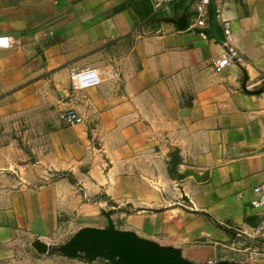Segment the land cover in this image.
<instances>
[{
  "label": "crops",
  "instance_id": "crops-1",
  "mask_svg": "<svg viewBox=\"0 0 264 264\" xmlns=\"http://www.w3.org/2000/svg\"><path fill=\"white\" fill-rule=\"evenodd\" d=\"M179 1L160 13L151 0H0V145L15 158L21 135L33 150L26 172L0 174V264H104L33 243L68 219L106 227L89 196L109 188L117 228L197 264H238L236 236L264 239V207L253 206L264 181V0H226L244 61L219 73L214 8L199 28L175 15ZM88 67L102 82L71 91L72 72ZM70 107L83 123L61 120Z\"/></svg>",
  "mask_w": 264,
  "mask_h": 264
},
{
  "label": "water",
  "instance_id": "water-1",
  "mask_svg": "<svg viewBox=\"0 0 264 264\" xmlns=\"http://www.w3.org/2000/svg\"><path fill=\"white\" fill-rule=\"evenodd\" d=\"M212 28L217 40L221 41V36L217 32L215 14ZM262 91L263 89L256 93ZM104 214L108 220L106 227H83L68 242L52 249L40 240L35 241L33 246L42 253L59 252L69 258H83L88 263L103 259L104 264H197L184 257L181 249L177 247L161 245L137 235L134 231L117 228L112 218V210L104 211ZM207 264H235V262L220 260Z\"/></svg>",
  "mask_w": 264,
  "mask_h": 264
},
{
  "label": "rangeland",
  "instance_id": "rangeland-1",
  "mask_svg": "<svg viewBox=\"0 0 264 264\" xmlns=\"http://www.w3.org/2000/svg\"><path fill=\"white\" fill-rule=\"evenodd\" d=\"M185 1L186 0L179 1L181 2V4L177 5L176 12H178L177 9L180 8V6L182 7V9L185 6L186 10L182 12L185 15L184 17H188V16L191 17L192 12L188 10L190 0H188L187 2L188 8H187V5H183ZM70 89L71 91H75V90H81L85 88H74L72 86V83L70 82ZM5 147L6 146L0 145V174L8 173L7 175H16V174H21V172L22 173L26 172L27 170L25 168V165H28L31 162L30 160L28 161L24 160V154L30 155L31 152H33L32 146L28 143H24V139L21 135H17V145H16L15 153H14V155L16 156L15 158L14 157L11 158V155L3 151V148ZM101 167L104 169V171H107V169L109 168V162L106 161L104 165H101ZM85 169H86L85 167L81 168V172L85 174V178H86L87 170ZM170 174L175 179H178L179 177L177 176V174H179L178 167L172 162L170 164ZM110 184L113 186L112 182H110ZM109 190L110 192L102 191V192L92 194L89 196L90 201L95 202L97 204L96 215L100 217H105L106 219L107 217L105 216L104 211L112 210L113 211L112 216L117 215V214L120 215V212H121L120 211L121 208L119 207V202L115 201V198L111 194L113 192V189L109 188ZM86 198L87 196H85V199ZM130 211H133V210H130ZM81 216H83V214H81ZM67 221L68 222H66V220H64V222L62 221L63 223L59 224L58 228H56L53 232L48 234V236L45 239H43V241L41 242L47 244L49 249L65 244L66 242L70 240V238L76 232H78L81 228H83L82 227L83 224L87 223V220L85 219L83 220L82 218L76 221L72 219H68ZM117 221H118V224L122 225L121 219H117ZM107 225H108V220H107ZM235 243H236V246H235V250L233 251L232 257L233 259L237 261L238 264H264V239L260 237L253 239L250 237L236 236ZM34 249L36 248L34 247ZM48 253L50 255H63L59 252H54V251H49ZM94 262L104 263V260L97 259Z\"/></svg>",
  "mask_w": 264,
  "mask_h": 264
},
{
  "label": "built area",
  "instance_id": "built-area-1",
  "mask_svg": "<svg viewBox=\"0 0 264 264\" xmlns=\"http://www.w3.org/2000/svg\"><path fill=\"white\" fill-rule=\"evenodd\" d=\"M178 0H151L157 12H165L170 9ZM226 0H190L189 11L192 12V20L195 27L207 28V18L210 16V8H214L216 20H220L223 26V37L221 42L225 49L222 55L212 61L213 70L221 72L231 63H243L244 59L237 50L231 46L229 35L231 28L227 21L222 17L223 8ZM0 45L7 47L9 45L8 37L0 38ZM103 74L96 68H85L81 71H75L71 74V83L74 88H89L97 86L102 82ZM60 118L67 125H76L84 122V117L74 108L63 110ZM254 192L258 194V199L253 202L254 207H264V181L254 187Z\"/></svg>",
  "mask_w": 264,
  "mask_h": 264
},
{
  "label": "trees",
  "instance_id": "trees-1",
  "mask_svg": "<svg viewBox=\"0 0 264 264\" xmlns=\"http://www.w3.org/2000/svg\"><path fill=\"white\" fill-rule=\"evenodd\" d=\"M185 8H186V7L184 6L183 9H182V7L180 6V8L177 9L178 12H176V9H174L173 11L175 12V15H176V16H179L180 13L184 12V9H185ZM205 33H207V34H211V31H210V30H205Z\"/></svg>",
  "mask_w": 264,
  "mask_h": 264
}]
</instances>
